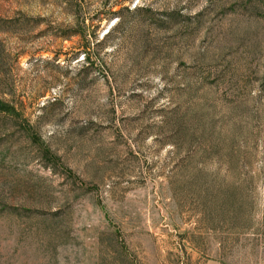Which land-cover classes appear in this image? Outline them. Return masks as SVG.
<instances>
[{
  "label": "rangeland",
  "instance_id": "obj_1",
  "mask_svg": "<svg viewBox=\"0 0 264 264\" xmlns=\"http://www.w3.org/2000/svg\"><path fill=\"white\" fill-rule=\"evenodd\" d=\"M0 28V264H264V0H0Z\"/></svg>",
  "mask_w": 264,
  "mask_h": 264
},
{
  "label": "trees",
  "instance_id": "obj_2",
  "mask_svg": "<svg viewBox=\"0 0 264 264\" xmlns=\"http://www.w3.org/2000/svg\"><path fill=\"white\" fill-rule=\"evenodd\" d=\"M142 11L143 10L138 9L135 12H142ZM111 14L112 15H119L120 12H112ZM25 23H26L25 18L23 16H21V18H19L16 21H13V20L9 21V22L6 21L5 25H12V24L25 25ZM7 32H8V28H0V34H6ZM68 37H72V35H69ZM6 51H7V49L5 47V43H4L3 40L0 39V62L2 60V56L6 53ZM85 54H86V52H85ZM0 115L7 116V117H15V118L16 117H20V116L17 115V113L15 112L14 107L11 104H9V103L1 100V99H0Z\"/></svg>",
  "mask_w": 264,
  "mask_h": 264
}]
</instances>
